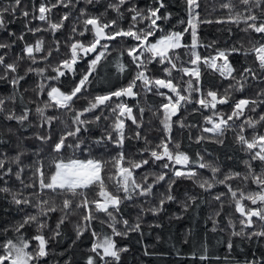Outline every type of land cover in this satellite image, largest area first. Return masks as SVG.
Returning a JSON list of instances; mask_svg holds the SVG:
<instances>
[{"label": "trees", "instance_id": "1", "mask_svg": "<svg viewBox=\"0 0 264 264\" xmlns=\"http://www.w3.org/2000/svg\"><path fill=\"white\" fill-rule=\"evenodd\" d=\"M11 0H0V7L9 4ZM57 0H22L21 7L24 10L33 12V5L38 9L41 3L48 5L56 4ZM67 3V0H65ZM116 0H96L93 4H87L86 0H72V6L64 7L57 5L48 14L51 22H59L64 14L70 13L69 18L64 21V25L59 30L53 31L49 29L47 21L33 20L32 15L24 18L19 12L15 17L8 16L11 21L6 29H0V43H12L15 36L10 37L9 32H14L16 36L24 33V40H17L16 43L8 49H0V55L5 56L6 63L16 61L17 72L7 73V79L0 80V98H4L6 102V111L0 113V159L6 162L15 157L19 151H25L22 157V164H9L13 169L10 176H5L0 180V187H8L9 193L0 192V232L5 228L7 233L0 235V242L8 238H14L16 233L13 226L20 222L25 214H34L32 207L16 205L13 203L12 194H17V198L30 196V193L38 189L24 188L20 180L15 176L18 167L25 170L21 173V179L25 184L32 182L33 162L41 159L44 166L47 167L53 160L55 154L51 151V145L58 141L59 134L65 127V123H71L72 113H65L58 108L45 109L46 115L59 117V121H54L51 129L47 125L39 126V120L35 109L43 107L45 101L50 100L47 96V90L50 87H59L63 92H70L79 82L81 74L87 70L88 62L94 58L95 53L89 54L81 59L75 65V74L66 72V75L60 77L59 80L47 79L56 75L53 71L61 61L70 59V44L75 41H81L85 44L93 39L91 32H86L84 36H80L79 32L83 31L82 20L86 17L80 15V10L85 9L88 15L101 16L104 22L117 19V13L108 7L110 3ZM226 0H198L199 20L211 21L201 22L197 24L198 46L196 52L201 57H212L217 50H226L233 47H250L251 43L261 40L260 35L254 33H246L243 31L244 24L236 25L234 23H216L215 21L224 18L228 14V10L221 7ZM237 5L236 11H244V5L239 0H233ZM135 5L138 9H147L157 6L156 0H129L128 3L121 7L124 12V18L118 20L119 27L127 29L131 23L132 13L128 12ZM165 7L160 10V15L165 16L171 14L169 19L157 21L164 32L181 31L188 27V11L185 0H164ZM38 15V12L35 13ZM79 18V19H78ZM30 28H41L40 32H28L25 24ZM184 21L185 23H181ZM148 21L140 22L137 27H147ZM76 27V33L72 28ZM91 27V26H89ZM110 31V30H107ZM162 33L156 32L155 37L149 40L154 42ZM37 40H43V51L34 53L37 62L34 64L25 56L22 60L17 57L22 55V48L25 43L35 45ZM182 42L187 47L177 50L180 56L178 67H192L188 61L191 57V36L190 31L184 33ZM137 42L132 38H118L109 42L106 57L98 65L94 75L91 77V83L83 92L79 99H75L73 110H82L87 107V102L96 95H104L110 91H116L119 88L126 87L133 79L137 72L136 66L132 63L131 57L128 56L125 49L135 46ZM208 45H213L208 47ZM99 50V49H98ZM51 51V55H49ZM82 55V53H81ZM47 56V60L41 57ZM233 68L234 75L239 79L240 73L245 67H252L261 77L259 80L248 78L245 83L244 90L231 92V97L227 104H217V109L201 108L195 100L201 93H192L191 103L184 104L179 112L172 117L170 133L165 131L161 120L163 119V109L161 104L166 103L165 97L156 93L155 89L149 92L142 83L137 82V86L133 89L138 95L133 97H123L122 101L132 108V116L135 117L136 123L132 119L124 117V143L123 147H118L111 141L105 140L102 144L95 143L102 136L112 132L113 139L117 138V134L113 132L112 125L115 116L111 113V108L116 103L121 102L118 98L109 101V107H101L93 113H85L82 119L92 120L94 116L101 115L100 121L91 124L88 132H82L80 139L84 141L80 150H76L75 158L79 159H99L107 161L106 168L102 175L110 191L115 192L112 181L106 178L111 172L113 157L121 151L124 152L128 160L140 162L144 159H150V152H145V148H154L162 139L170 135L172 144L170 149H174L176 143L180 144V151L185 152L190 157L188 166L175 165L177 169L187 171L189 168L195 170L198 174L197 179L215 180L223 179L229 172H239L242 175L246 173L247 168L244 164L245 160H250V153L243 150L237 139L239 126L243 124L247 117L254 120L259 119V115L264 114V104L256 107L255 111L245 109L243 116L229 122L222 136L213 133L204 132L205 127H211L205 121V117L212 115L213 111L222 114L225 119L231 114L234 104L243 98L264 100V96L257 97V93L264 90V72H261L257 66V62L253 55H245L243 51L234 52L228 56ZM125 66L124 71H120L118 65ZM166 65L153 61L148 65V75L151 78H167V74L163 72ZM29 67L45 68L46 72L43 76L35 72H28ZM200 87L203 94L207 91H216L218 96L225 94L229 84H235L236 81L230 77H222L218 71L210 68L203 62L200 63ZM63 70V69H61ZM3 66H0V76H4ZM23 76L24 79L18 85L13 86L10 82L13 76ZM183 77V79H181ZM173 82L181 85L186 89V81L188 76H184L178 70H173ZM243 83V82H242ZM43 84L46 91H39V86ZM161 91L168 92L167 89ZM187 95L186 90L182 93ZM14 97V99H8ZM210 99V98H209ZM30 109L29 121L23 124L16 120H5L8 110H13L20 115L23 109ZM251 107V106H250ZM143 109V111H141ZM181 123L183 126H181ZM51 131L52 141L50 144L42 143L36 139L37 135H47ZM256 131L264 134V123L257 126ZM139 133V138H137ZM245 136L251 139L253 129L245 128ZM200 137L204 139L199 140ZM199 140V142H198ZM222 140L223 143L218 142ZM147 141V143H146ZM72 142L71 138L68 141ZM162 151V150H160ZM39 152V156L37 153ZM73 155L72 149H65L63 156L65 160ZM203 158V159H201ZM164 163H170L169 169H163L160 161L143 166L134 171V177L137 182H142L145 176L148 177L146 183H152L157 175L162 172L167 173L166 181H161L154 186L153 193L150 196L140 197L133 194L131 200H124L123 193H119L122 198L120 212L116 215L117 220H128L131 225L140 223L139 231H130L126 236H112V229L108 227L107 216L104 213H96L97 219L93 221L91 230L84 231L83 235L77 238L76 226L83 224V209H75V203H78L80 197H70L73 199V214L61 226L60 234L55 235L56 223L63 215L59 210L52 213L47 219L48 227L43 230V234L48 240V255L43 257L40 264H87L88 258L92 256L96 264H104L99 256L102 253L92 252V245L98 239H103L104 235L112 236L118 248H127V251L120 253V260L114 261L110 257L104 259L109 264H264V237L235 236L234 232L241 229L239 223L241 216L235 211L234 205L230 203V196L227 194V188L224 185H215L213 189L205 190L199 187L196 180L187 176L174 177L171 170V162L166 159ZM207 163L213 167L220 169L219 173L213 175L210 168H200L199 164ZM253 169L260 172L261 165L259 161H251ZM127 166V165H126ZM54 171V169H52ZM175 180L172 185V194L176 197L174 201H168L162 206V210L154 214L148 209L159 207V201L162 194H167L168 182ZM232 187L244 188L245 191L257 190V186L251 181L245 183L241 179H233ZM218 193H226L221 201H216L214 196ZM89 200L94 199L98 194L97 188L86 190ZM51 195V194H49ZM44 199L49 196L41 192ZM189 197L196 199L190 200ZM63 196H55L54 203L59 209L62 206ZM187 203L185 209L183 205ZM248 206H252L250 201H245ZM23 209V210H21ZM219 213V215H217ZM139 217V221L137 218ZM255 219V218H254ZM100 221H105L102 225ZM231 222V223H230ZM259 222L251 228L245 229L247 234L250 231L259 230ZM120 231L125 230L123 224H117ZM97 233L93 236L92 231ZM25 235L29 238L37 235L36 225L26 226ZM231 242L233 247L229 249L228 243ZM38 242L32 241L30 250L35 251ZM201 257H204L201 259Z\"/></svg>", "mask_w": 264, "mask_h": 264}, {"label": "snow or ice", "instance_id": "2", "mask_svg": "<svg viewBox=\"0 0 264 264\" xmlns=\"http://www.w3.org/2000/svg\"><path fill=\"white\" fill-rule=\"evenodd\" d=\"M87 4H93L96 0H86ZM129 0H116L115 3L108 5L113 11L117 13V19L110 20L107 22L103 21L101 16L88 15L85 9L80 10V15L86 17L82 20L83 31L79 32L80 36H84L86 32H91L93 35L92 41L85 44L81 41H75L70 44V59H64L61 64L58 65L53 71L56 72L55 76L47 77L51 80H59L60 77L66 75V72H72L75 74V65L87 57L89 54L95 53L94 58L88 62L87 70L81 74L79 82L74 88L68 92H63L59 87L52 86L50 90H47V96L50 100L45 101L43 107H37L35 112L39 120V126L44 127L47 125L51 129L54 121H59V117L53 115H46L45 109L58 108L63 110L65 113H72L71 123H65L64 129L59 134L57 142L51 145V151L55 154L52 162L45 167L41 159L34 161L32 171V182L25 184L21 179V173L24 172L23 167H18L15 172V176L20 180L21 185L24 188L38 189L30 193V196L17 198V194H12L13 203L16 205H23L32 207L35 211L34 214H25L23 219L13 226V231L16 233L14 238H8L3 242H0V264H40L43 257L48 255L47 243L43 230L48 227L47 219L52 213L60 211L63 215L59 218L56 223L55 235L60 234L61 226L73 214L74 201L70 197H80L78 203H75V209H83L84 214L82 216L83 224L76 226L77 238L83 235L84 231L91 230L92 223L97 219L96 213H104L108 221V227L112 229V236H126L130 231H139L141 225L137 222L135 225H131L128 220H117L116 215L120 212V205L122 204V198L119 193H123L124 200H131L133 194L146 197L153 193L155 185H158L161 181H166L167 173L162 172L155 177L152 183H146L148 177L145 176L142 182H137L134 177V171L140 169L143 166L151 162L157 161L162 162L161 167L163 169H169L170 163H164L166 159L171 162V170L174 177L187 176L193 180H196L199 187L205 190L213 189L215 185H224L227 188V194L230 196V203L234 205L235 211L240 214L241 219L239 221L241 229L238 232H234L235 236H247L251 239L253 237H264V134L256 131L257 126L264 123V114L259 115L258 120H254L252 117H247L245 122L239 126L237 133V139L242 146L243 150L250 153V160H245L244 164L247 168L246 173L243 175L239 172H229L224 176L223 179L209 180H198V174L195 170L188 169L187 171L177 169L175 165L188 166L190 164V157L183 151H180V144L176 143L174 149H170L169 145L172 144L171 136L168 135L154 148H145V152H150V159H144L140 162L128 160L123 151L119 152L116 157L111 160L113 171L107 176L108 181H112L115 192L110 191L106 185L105 177L102 175L104 172L107 161L99 159L89 158L86 160L75 158L76 150L81 149V145L84 143L80 139L82 132H88L91 124L101 120V115H96L92 120L82 119L85 113H93L101 107H109L108 102L112 101L113 98H118L121 102L116 103L111 108V113L115 116V121L112 125L113 132L117 134V138L113 139L112 132L106 134V136L100 137L95 141L97 144H102L105 140L111 141L118 147H123L124 143V128L125 120L124 117L132 119L133 123H136L135 117L132 116V108L122 101V98L133 97L138 95L133 89L137 86V82L142 83L143 87L151 92L155 89L156 93L166 98L167 102L161 104L163 109V119L161 123L165 131L170 133L171 120L175 116L180 108L187 103L192 101V93H201L200 97L195 100L201 108L205 109H217V104H227L231 97V92L244 90L245 83L248 78L251 77L253 80H259L261 77L252 67H245L240 73L239 79L234 75L235 69L233 68L228 56L234 52L243 51L245 55H253L257 66L261 72H264V0H239V3L244 5V11H236L237 5L233 3V0H226L221 5L222 8L228 10L226 17L221 18L216 23H234L236 25L244 24L243 31L246 33L258 34L261 40L251 43L250 47H233L226 50H217L216 55L212 57H201L197 52L198 46V35H197V24L201 22L211 21H200L198 0H185L188 11V20L186 21L188 27L181 31H169L164 32L157 21L162 19H169L171 14L161 16L160 10L165 7L164 0H156L157 6L149 7L147 9H138L133 5L128 12L132 13L131 23L127 29L119 27L118 20L124 18V12L121 11V7L128 3ZM22 0H11L9 4L0 7V29H6L9 21L7 17L16 16L19 12L24 18L32 15L33 20L47 21L49 29L56 31L63 27L64 21L69 18L70 13H65L59 22L53 23L50 20L48 14L51 13L52 9L57 5H63L64 7L72 6V0H57L56 4L48 5L41 3L38 9L33 5V12L30 13L24 10L22 7ZM38 12V15L35 13ZM79 19V18H78ZM142 21H148L147 27L138 28L137 25ZM31 20L25 24V28L28 32L37 33L42 31L41 28H30L28 24ZM181 23H185L181 21ZM91 26V27H89ZM110 30V31H107ZM73 33H76L77 29L75 26L72 28ZM160 31L162 34L155 39L154 42L149 40L150 37H155L156 32ZM191 32L192 43L190 46L191 59L188 63L192 67H178L180 56L177 53L178 49L187 47L182 43L184 33ZM9 36H15V40L12 43H0V49H8L12 44L16 43L17 40H24V33L16 36L14 32H9ZM118 38H132L137 43L135 46L125 49L128 56L131 57L132 63L136 66L137 72L133 79L129 82L126 87L117 89L116 91H110L104 95H96L93 99L87 102L88 106L82 110H73V103L75 99H79L83 92L87 89L91 83V77L94 75L98 65L106 57L109 42L115 41ZM43 40H37L35 45L25 43L21 52L22 55L17 57V60H22L27 57L34 64L37 62L34 53L43 51ZM213 45H208L212 47ZM99 49V50H98ZM82 53V55H81ZM51 55V51L48 53ZM222 58V63L217 65L216 61ZM41 59L47 60V56L41 57ZM156 61L161 65H166L163 68V72L167 74V78H151L148 75V65ZM207 64L210 68L215 69L220 73L222 77H230L235 80V84H229L228 89H225L223 96H218L216 91H207L206 94L202 93L200 85V63ZM0 66H3L5 75L0 76V80L7 79V73L17 72L18 65L16 61L12 63H6L5 56L0 55ZM120 71L125 70V66L122 64L118 65ZM63 69V70H61ZM178 70L184 76H188L189 79L186 81V89L182 88L181 85L173 82L172 72ZM28 72H35L38 75L43 76L46 72L45 68H32L29 67ZM23 76H13L10 80L13 86L19 84L23 80ZM183 79V77H181ZM243 82V83H242ZM161 89H167L168 92L161 91ZM187 95L182 94L184 91ZM39 91H46L45 86L41 84ZM264 96V90L257 93V97ZM210 98V99H209ZM8 99H14L9 97ZM264 104V100L259 99H248L243 98L238 100L233 107L230 115L225 117L217 111H213L212 115L206 116L205 121L211 125V127H205L204 132L213 133L217 136H222L225 129L229 127V122L234 119H239L245 113L247 108L249 111H255L256 107ZM251 106V107H250ZM6 111V102L4 98H0V113ZM143 111V109H141ZM30 109L25 107L20 115H17L15 111L8 110L5 115V120H16L23 124L29 121ZM181 126L183 124L181 123ZM253 129V135L251 139H248L244 132L245 128ZM139 138V133L136 134ZM36 139L42 143L50 144L52 141L51 131L47 135H37ZM71 138L72 142L69 143ZM204 139L200 137L199 140ZM198 140V142H199ZM218 142L223 143L222 140ZM147 143V141H146ZM65 149H72L73 155L65 160L63 151ZM162 150V151H160ZM26 154L25 151H19L17 155L7 162L4 159H0V180H3L5 176H10L13 173V169L9 167V164H16L19 166L22 164V157ZM39 156V152L37 153ZM203 159V158H201ZM251 161H259L261 165L260 172H256L253 169ZM127 165V166H126ZM200 168H210L213 175L219 173L218 167H213L207 163L201 162ZM54 169V171L52 170ZM233 179H241L247 183L251 181L257 186V190L245 191L244 188H233L231 181ZM175 180L169 181L167 186V194H162V199L159 201V207H152L148 211L156 214L162 210V206L168 201H174L176 197L172 194V185ZM98 189L97 196L89 200L86 194V190L92 188ZM11 190L8 187H0V192L9 193ZM41 192L48 195V199H44L41 196ZM51 194V195H49ZM226 193H218L214 196L216 201H221ZM55 196H63L62 206L58 209L54 203ZM190 200H195V197H189ZM245 201H250L252 206H248ZM183 207L186 209L188 204L185 203ZM23 210V209H21ZM115 213V214H114ZM219 215V213H217ZM255 218V219H254ZM139 221V217L137 218ZM259 222V230L250 231L247 234L245 229L253 228L256 223ZM103 225L105 221H100ZM231 223V222H230ZM35 224L37 228V235L29 238L25 235L26 226ZM117 224H123L125 226L124 231H120L117 228ZM8 229L5 228L0 235L7 233ZM93 236L97 233L93 230ZM112 236L104 235L102 240L97 241L92 245V252L98 253L99 249L103 250V254L99 256L104 264H109L105 257H110L114 261L120 260V253L127 251V248H118L115 240ZM38 242L35 251L30 250L32 241ZM229 249L233 247L232 243H228ZM204 257H201L203 259ZM87 264H96V261L92 256L88 258ZM246 264H252V262H246Z\"/></svg>", "mask_w": 264, "mask_h": 264}, {"label": "rangeland", "instance_id": "3", "mask_svg": "<svg viewBox=\"0 0 264 264\" xmlns=\"http://www.w3.org/2000/svg\"><path fill=\"white\" fill-rule=\"evenodd\" d=\"M190 36H191V32H190ZM183 43V42H182ZM191 43H192V36H191ZM216 55V54H215ZM215 55H213V56H215ZM223 61H222V58L221 59H218L217 61H216V63H217V65H219V64H221ZM99 240H102V239H98L97 241H99ZM99 251L103 254V250L102 249H99Z\"/></svg>", "mask_w": 264, "mask_h": 264}]
</instances>
